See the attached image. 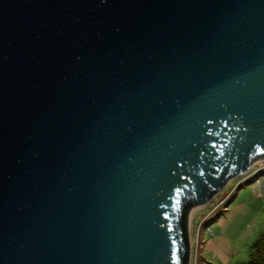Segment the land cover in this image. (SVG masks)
Wrapping results in <instances>:
<instances>
[{"label": "water", "instance_id": "water-1", "mask_svg": "<svg viewBox=\"0 0 264 264\" xmlns=\"http://www.w3.org/2000/svg\"><path fill=\"white\" fill-rule=\"evenodd\" d=\"M261 160L264 0H0V264H190Z\"/></svg>", "mask_w": 264, "mask_h": 264}, {"label": "rangeland", "instance_id": "rangeland-1", "mask_svg": "<svg viewBox=\"0 0 264 264\" xmlns=\"http://www.w3.org/2000/svg\"><path fill=\"white\" fill-rule=\"evenodd\" d=\"M228 196L226 203L203 223L199 237L202 247L197 250V264L247 262L252 243L264 230L263 175H255L247 180H244L243 175L234 178L219 193L220 199ZM208 211V207L204 206L202 211L193 209L189 215L190 240L194 254L196 253V234L193 221L195 218H204ZM208 229H211L213 234H208Z\"/></svg>", "mask_w": 264, "mask_h": 264}, {"label": "built area", "instance_id": "built-area-1", "mask_svg": "<svg viewBox=\"0 0 264 264\" xmlns=\"http://www.w3.org/2000/svg\"><path fill=\"white\" fill-rule=\"evenodd\" d=\"M255 175H257V176L263 175L264 176V160H261V161H258L256 163H254V165L251 167V169L245 175H243L244 176V180H247L250 177L252 178ZM240 183L236 185V189L238 188ZM228 198H229V196L227 198H225V199L224 198L220 199L219 198V194L216 195L212 199V201L208 205H206L208 207V209H209V211L207 212L206 216L204 218H198V219L195 218L194 219L193 222H194L195 234H196V244H195L196 253L194 254V252L192 250L191 240H190V264H197V259H196L197 250L202 247V243L199 242V237H200V234L202 232V227H203V223H204L205 219H207L209 216L213 215L215 213V211L221 205H224ZM203 207H199V208H196V209H199L200 211H202ZM191 223H192V220H191ZM207 232H208V234H213V231L211 229H208Z\"/></svg>", "mask_w": 264, "mask_h": 264}, {"label": "trees", "instance_id": "trees-1", "mask_svg": "<svg viewBox=\"0 0 264 264\" xmlns=\"http://www.w3.org/2000/svg\"><path fill=\"white\" fill-rule=\"evenodd\" d=\"M243 264H264V230L252 243L249 260Z\"/></svg>", "mask_w": 264, "mask_h": 264}, {"label": "snow or ice", "instance_id": "snow-or-ice-1", "mask_svg": "<svg viewBox=\"0 0 264 264\" xmlns=\"http://www.w3.org/2000/svg\"><path fill=\"white\" fill-rule=\"evenodd\" d=\"M177 192L179 191V189L176 190Z\"/></svg>", "mask_w": 264, "mask_h": 264}]
</instances>
